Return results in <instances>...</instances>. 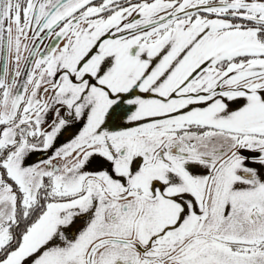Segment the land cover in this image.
<instances>
[{
	"label": "snow or ice",
	"instance_id": "snow-or-ice-1",
	"mask_svg": "<svg viewBox=\"0 0 264 264\" xmlns=\"http://www.w3.org/2000/svg\"><path fill=\"white\" fill-rule=\"evenodd\" d=\"M0 264H264V0H0Z\"/></svg>",
	"mask_w": 264,
	"mask_h": 264
},
{
	"label": "flooded vegetation",
	"instance_id": "flooded-vegetation-1",
	"mask_svg": "<svg viewBox=\"0 0 264 264\" xmlns=\"http://www.w3.org/2000/svg\"><path fill=\"white\" fill-rule=\"evenodd\" d=\"M36 155L39 156V155H41V153H37Z\"/></svg>",
	"mask_w": 264,
	"mask_h": 264
},
{
	"label": "rangeland",
	"instance_id": "rangeland-1",
	"mask_svg": "<svg viewBox=\"0 0 264 264\" xmlns=\"http://www.w3.org/2000/svg\"><path fill=\"white\" fill-rule=\"evenodd\" d=\"M36 154H37V153H36ZM36 154H35V155H36Z\"/></svg>",
	"mask_w": 264,
	"mask_h": 264
}]
</instances>
